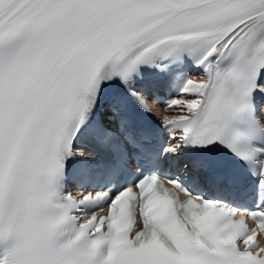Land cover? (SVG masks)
Segmentation results:
<instances>
[{"label": "snow or ice", "instance_id": "obj_1", "mask_svg": "<svg viewBox=\"0 0 264 264\" xmlns=\"http://www.w3.org/2000/svg\"><path fill=\"white\" fill-rule=\"evenodd\" d=\"M258 235L264 0H0V264H264Z\"/></svg>", "mask_w": 264, "mask_h": 264}, {"label": "bare ground", "instance_id": "obj_2", "mask_svg": "<svg viewBox=\"0 0 264 264\" xmlns=\"http://www.w3.org/2000/svg\"><path fill=\"white\" fill-rule=\"evenodd\" d=\"M158 114L159 116H164L165 113L162 110H158Z\"/></svg>", "mask_w": 264, "mask_h": 264}]
</instances>
